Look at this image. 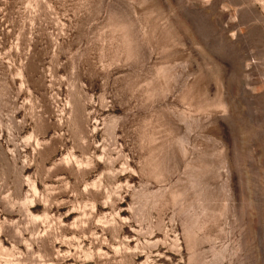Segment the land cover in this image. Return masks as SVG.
Segmentation results:
<instances>
[{
  "label": "rangeland",
  "instance_id": "obj_1",
  "mask_svg": "<svg viewBox=\"0 0 264 264\" xmlns=\"http://www.w3.org/2000/svg\"><path fill=\"white\" fill-rule=\"evenodd\" d=\"M0 264H264V0H0Z\"/></svg>",
  "mask_w": 264,
  "mask_h": 264
}]
</instances>
